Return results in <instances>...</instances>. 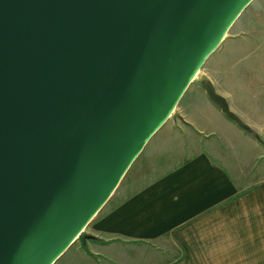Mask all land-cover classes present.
Returning a JSON list of instances; mask_svg holds the SVG:
<instances>
[{"label": "water", "instance_id": "95a60500", "mask_svg": "<svg viewBox=\"0 0 264 264\" xmlns=\"http://www.w3.org/2000/svg\"><path fill=\"white\" fill-rule=\"evenodd\" d=\"M252 1L0 0V264L75 243Z\"/></svg>", "mask_w": 264, "mask_h": 264}, {"label": "crops", "instance_id": "0c3cea01", "mask_svg": "<svg viewBox=\"0 0 264 264\" xmlns=\"http://www.w3.org/2000/svg\"><path fill=\"white\" fill-rule=\"evenodd\" d=\"M247 28L207 59L219 53L221 67L207 81L248 129L225 118L201 85L183 103L190 85L54 264H264V36ZM246 54V66H226Z\"/></svg>", "mask_w": 264, "mask_h": 264}, {"label": "rangeland", "instance_id": "374dc122", "mask_svg": "<svg viewBox=\"0 0 264 264\" xmlns=\"http://www.w3.org/2000/svg\"><path fill=\"white\" fill-rule=\"evenodd\" d=\"M246 21L249 22V28H247V30L249 32L253 31L256 36H261V37L264 36V0H254L244 10V12L241 14V16L238 18V21L236 22V24H234L232 26V28L229 29V31L227 32L225 37L227 38V36L231 35L235 29H238L239 26L242 25V23H245ZM260 21L262 22L261 24H260ZM238 53L241 56H243V54H244V53H242V51H238ZM246 56H247V54L243 58L242 62L239 61V59L241 58V57H239L238 59L232 61V63H230V65H226V66L227 67L246 66V64L248 63ZM218 58H220V54L216 53L211 57V60H209V61L206 60L207 62L204 63L202 68L197 72L195 78L193 79V81L191 83V88L187 92L186 97L183 100L184 101L183 103H185L191 99H194V98L196 99V97H195V90L196 89L194 87L200 86L203 80H207V78H209L210 73H211V70H210L211 68L213 70L212 76L215 78H217V76H219L221 67H220ZM254 83H257V81H255ZM176 111L177 110L175 108L172 115H174V113ZM84 231L81 233V235H79L78 239L81 238V236L85 233Z\"/></svg>", "mask_w": 264, "mask_h": 264}]
</instances>
